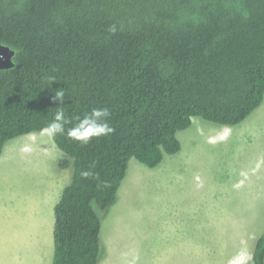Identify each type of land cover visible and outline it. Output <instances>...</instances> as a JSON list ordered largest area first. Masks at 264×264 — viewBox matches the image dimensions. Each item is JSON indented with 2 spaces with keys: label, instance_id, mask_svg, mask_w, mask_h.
Listing matches in <instances>:
<instances>
[{
  "label": "trees",
  "instance_id": "obj_1",
  "mask_svg": "<svg viewBox=\"0 0 264 264\" xmlns=\"http://www.w3.org/2000/svg\"><path fill=\"white\" fill-rule=\"evenodd\" d=\"M0 44L14 52L0 69V155L58 107L70 121L53 138L69 180L53 209L51 264H99L94 205L114 204L131 159L156 168L193 118L235 126L264 98V0H0ZM103 107L113 133L68 138L76 117ZM251 263L264 264V228Z\"/></svg>",
  "mask_w": 264,
  "mask_h": 264
},
{
  "label": "rangeland",
  "instance_id": "obj_2",
  "mask_svg": "<svg viewBox=\"0 0 264 264\" xmlns=\"http://www.w3.org/2000/svg\"><path fill=\"white\" fill-rule=\"evenodd\" d=\"M176 136L178 153L164 154L152 169L131 159L114 204L105 212L94 205L99 264H252L264 228V98L238 125L195 117ZM65 157L42 132L6 143L0 235L9 208L59 200L69 180V169L58 165ZM46 245L23 247L0 237V264H45Z\"/></svg>",
  "mask_w": 264,
  "mask_h": 264
},
{
  "label": "crops",
  "instance_id": "obj_3",
  "mask_svg": "<svg viewBox=\"0 0 264 264\" xmlns=\"http://www.w3.org/2000/svg\"><path fill=\"white\" fill-rule=\"evenodd\" d=\"M57 201L56 197H52L45 207L36 208L27 205L21 208H9L6 211V224L2 222L1 232L3 234L0 237H4L5 242L21 243L23 247L31 243L45 242L47 244L45 264H51L54 226L53 209ZM0 213L4 214V210H0ZM39 262L43 263L42 258Z\"/></svg>",
  "mask_w": 264,
  "mask_h": 264
},
{
  "label": "clouds",
  "instance_id": "obj_4",
  "mask_svg": "<svg viewBox=\"0 0 264 264\" xmlns=\"http://www.w3.org/2000/svg\"><path fill=\"white\" fill-rule=\"evenodd\" d=\"M108 31L115 34L117 26L115 24L111 25ZM50 79L52 82L56 81L55 77H51ZM64 98L65 92L62 89L55 90V94L52 97L54 102L59 101L62 104ZM109 117L110 110L107 107L93 108L82 117H76L75 125L67 129L66 135L71 140L82 144L89 143L93 138L108 136L114 132V128L109 123ZM68 123L70 121L66 118L64 110L58 107L53 120L41 130L42 134L49 138H55L57 134L65 133V125ZM81 176L87 179L93 177L94 173L91 170L82 171Z\"/></svg>",
  "mask_w": 264,
  "mask_h": 264
},
{
  "label": "water",
  "instance_id": "obj_5",
  "mask_svg": "<svg viewBox=\"0 0 264 264\" xmlns=\"http://www.w3.org/2000/svg\"><path fill=\"white\" fill-rule=\"evenodd\" d=\"M13 56L14 52L9 47L0 44V69H9L13 67Z\"/></svg>",
  "mask_w": 264,
  "mask_h": 264
}]
</instances>
